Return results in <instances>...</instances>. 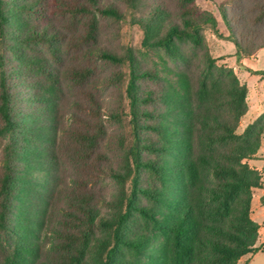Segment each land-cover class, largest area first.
<instances>
[{"label":"trees","instance_id":"obj_1","mask_svg":"<svg viewBox=\"0 0 264 264\" xmlns=\"http://www.w3.org/2000/svg\"><path fill=\"white\" fill-rule=\"evenodd\" d=\"M232 1L223 15L238 58L250 57L264 48V0ZM51 4L77 43L95 38L96 15L123 16L103 0H0V264H139L148 253L150 264H239L257 251L261 175L247 159L261 148L264 112L237 132L248 86L211 55L203 25L216 17L196 0H174L175 10L161 0L138 19L160 61L129 59L130 131L119 136L116 168L105 145L122 110L88 88L91 65L69 69L87 102L64 112L57 60L66 32L53 26ZM90 50L124 62L108 48ZM106 180L117 192L100 191Z\"/></svg>","mask_w":264,"mask_h":264},{"label":"rangeland","instance_id":"obj_2","mask_svg":"<svg viewBox=\"0 0 264 264\" xmlns=\"http://www.w3.org/2000/svg\"><path fill=\"white\" fill-rule=\"evenodd\" d=\"M55 0H51L54 2ZM104 2H115L120 5L123 16L119 18L96 15L97 32L95 38L89 43H77L73 39V33L69 31L67 15L55 4L50 5L51 21L55 28H60L65 35L58 41V70L61 79L64 81V112L68 116L72 112L71 106L74 100H82L87 102L85 94H81L78 89L73 86L69 77V69L74 65L88 64L93 67L94 73L88 81V88H92L96 92L98 98L105 104H109L113 108L121 111L120 121H108L109 142L105 145V151L110 161L116 168H120L121 151L117 148L119 136L124 137L129 134V115L128 100L123 95L129 77V59L134 57L141 63L151 68H155L159 63V53L144 45L145 31L138 19L142 18L156 3L161 0H139L137 7L131 8L120 0H103ZM168 4L174 0H162ZM196 4L204 11L212 13L217 19V25L204 24L203 31L206 42L209 46L211 55L216 58L218 64H226L233 67L238 74L240 80L247 84L249 109L240 121L237 129L241 133L245 127L251 123L257 115L258 101L263 104L264 112V76L253 73L248 67L241 63L236 51L237 46L231 38L228 21L223 15V11H227L228 17L231 16V8H233L232 0H196ZM172 9L175 10L174 4ZM72 37V39H71ZM93 46L108 48L124 58L121 64H114L103 60L97 56V51L90 50ZM119 75L122 77L121 83L115 81ZM107 78L112 81L106 80ZM68 117H65L67 120ZM69 120V119H68ZM67 120V121H68ZM130 136H126V139ZM251 166L256 168L261 175L260 186L254 189L252 201V217L258 221L263 229L256 241L257 251L247 253L239 259V264H264V135L261 138V148L255 157L247 159ZM100 191L111 195L117 192L116 185L106 180L100 186ZM157 240L153 238L152 245L157 244ZM151 254H146L139 264H150Z\"/></svg>","mask_w":264,"mask_h":264},{"label":"crops","instance_id":"obj_3","mask_svg":"<svg viewBox=\"0 0 264 264\" xmlns=\"http://www.w3.org/2000/svg\"><path fill=\"white\" fill-rule=\"evenodd\" d=\"M241 63L246 65L248 68H251L253 70H264V48H260L258 51H256L252 56L250 57H244L241 58ZM235 70V69H234ZM262 76V75H261ZM248 93H249V89H248ZM258 109H257V115L254 118L257 119L263 112V106H262V102L259 100L258 101ZM248 109H249V104H248ZM247 113V112H246ZM242 118V117H241ZM253 120V121H254ZM241 121V120H240ZM252 121V122H253ZM253 213V212H252ZM254 219V218H253ZM258 222V221H257ZM259 223V222H258ZM260 224V223H259ZM261 225V224H260ZM262 225L260 227V234L262 232Z\"/></svg>","mask_w":264,"mask_h":264}]
</instances>
